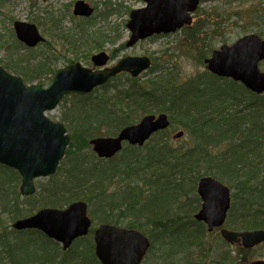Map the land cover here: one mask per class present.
I'll return each mask as SVG.
<instances>
[{
    "label": "trees",
    "instance_id": "1",
    "mask_svg": "<svg viewBox=\"0 0 264 264\" xmlns=\"http://www.w3.org/2000/svg\"><path fill=\"white\" fill-rule=\"evenodd\" d=\"M237 1L243 2L245 0ZM247 1H253L251 4L253 22L263 20L260 23L264 26V0ZM4 6L5 0H0V9H3ZM70 30L64 35L56 37V39L67 44V47L75 51V56L78 55L76 52L78 48H86L80 54L87 56L89 51L102 50L103 43L108 42V39L103 40L106 36H103L100 32L96 34H100L102 37L93 38L90 36L92 42H97L96 45L88 44L85 37L80 40L79 35L86 36L88 34L83 24L79 26V29ZM88 31L90 32V29ZM110 42L115 43L112 40ZM20 46V49H27L24 45ZM53 63H55L53 59L51 61H41L37 57L35 59L31 57L15 60L12 56L5 67L23 76L26 83H34L43 82L45 78L55 74V67L51 66ZM206 75L204 82L208 85L204 88L200 86V81L199 83L185 84L182 88H173L174 79L162 78L167 77L164 75L155 79L158 82L154 81L155 83L150 87L146 83L144 86L139 83L133 86L130 85L126 90L117 91L115 95L116 102L112 104V109L102 105L100 101L96 105L97 102H92L89 96L85 99L76 97L91 102L87 110L86 108L80 109L85 113V117L82 114V117L73 120L69 114L65 116L68 121L67 126L69 125L72 129L71 144L66 156V159L70 158L71 160V165L67 169L69 171L66 170L67 176L65 178L67 180L64 178L56 181V179H53L54 176L51 177V184L48 187L41 186L42 192H44V195L40 198L43 204L41 206L63 209L69 203L84 200L90 206V213L98 226L109 224L139 231L141 224L133 221L126 222L125 219L128 217L137 219L139 214L135 213L153 211V209H145L148 202L146 200L150 194H144L143 186L161 184L167 187L170 200L177 195L179 197L184 196L182 190H186L183 188L184 183L189 185L187 181L196 184L200 178L211 176L229 186L233 193V208L229 213L228 228L230 227L235 231L264 229V212L256 211L257 208L264 209V180L260 177L261 174H264V95L257 96L240 84L217 78L208 73ZM220 81L227 83L226 92H228L222 104L220 103L217 107H204L200 110L197 107L198 103H191L192 98L201 96V92L205 91L207 86H215L213 83ZM216 87L218 88V85ZM232 87L236 91L231 92ZM195 94H198V96H195ZM166 102L173 108L172 112L176 113L174 117L171 116L172 120L177 121V123L180 121L190 129L194 146L184 151L173 149L168 142V137L163 136L167 131L161 132L155 136H162L161 139H158L155 144L151 143L146 148L126 145L122 153L107 163L98 160L99 164L97 165L94 159L90 160L94 163L95 167L93 168H96L92 174L84 171L77 175L72 174V170L76 168L75 161L86 165L87 163H84L83 158L88 156L92 158L90 154L83 155V150L85 147L89 148L88 139L98 136V132L102 127L105 126L109 130L120 131L122 128L134 125L135 121L140 120V117L134 116L137 111H145L149 114L151 111L147 108L163 106L159 110L163 112ZM147 103H152V106L147 105ZM74 108L75 106L70 108L69 111L72 112ZM212 111L217 112V116L212 117L207 114V112ZM223 144H228V150L218 156L214 154L213 148L220 147ZM62 163L65 164L64 161ZM6 170L15 173L17 179L16 176L13 178L6 177L3 172ZM19 179V175L15 171L0 166V264H100L95 255L94 242L89 238L94 234L93 231L88 237L76 241L68 251H64L61 246L38 231L19 233L20 236L37 234L39 238L50 241L52 247L48 249L45 246L37 249L36 255L30 253L31 250L27 249L24 244L19 245L17 241L22 239L19 235L14 243H8L7 232L3 228L1 216L9 214L13 219H18L32 215L20 210L23 206L21 203L23 199L18 192V185H16V181H19ZM69 180L71 182H68ZM165 180L169 184H166ZM74 181L76 184H73ZM118 182L122 188L112 190L111 187ZM11 189L13 190L11 191ZM188 191L190 193V190H187V193ZM177 192L178 194L175 195ZM133 193L134 197H132ZM34 197H28L24 200L29 203ZM41 206L39 205L37 209ZM241 209L243 211H240ZM239 212L242 213L237 218L236 214ZM124 214L129 216L125 217ZM167 214H169L168 210L152 213L155 218H161L165 222L162 226L166 238L163 248L172 251L174 246H179L175 255H186L188 257L192 247L186 242L193 235L203 236L206 229L204 225L194 223L193 227L188 224L185 227H175L176 232H173L170 226L166 225ZM180 218L174 216L171 222L178 223ZM12 233L18 234L14 230ZM152 239H154L153 236ZM171 239L177 244H173ZM153 241L150 254L153 252V246L157 240ZM183 243H185V246ZM180 245L184 247L181 248ZM22 256H27V258L21 259ZM149 260L150 255L146 258L144 264H148ZM189 260L190 258H188V262Z\"/></svg>",
    "mask_w": 264,
    "mask_h": 264
},
{
    "label": "rangeland",
    "instance_id": "2",
    "mask_svg": "<svg viewBox=\"0 0 264 264\" xmlns=\"http://www.w3.org/2000/svg\"><path fill=\"white\" fill-rule=\"evenodd\" d=\"M78 1H85L95 9V14L91 19H86L84 22L81 18L74 16V5ZM252 2L247 0L243 2H239L237 0H202L201 6L194 15L195 21L192 27H186L183 30L171 35L155 36L140 42L134 47L127 48L126 43L131 37L130 30L127 28V24L130 20V14L133 10L140 9L145 6L143 0H5L4 8L0 9V65L6 69L7 72L14 76L20 77L23 79V81V76L18 75L5 67V64L10 62L12 56L15 60L31 57L33 59L37 57V59L41 61H51L53 59L55 60V63H53V65L51 64V66L55 67V70L57 71L71 65V62L80 63L83 67L95 69L91 58L100 51L92 50L87 53V56L84 54L81 55V51L86 49L81 47L77 49L76 52L78 55L75 56V51L70 49V47H67V44L56 39V37L67 33L69 29H79V26L83 24L88 34L86 36L79 35L78 38L80 40L82 37H85V41L88 44H91L92 46L96 45L97 42H92L90 36L93 38L102 37L100 34H96L98 32H100L103 36H106L103 38V40L108 39V42L103 43L104 46L102 51L107 52L111 58L114 57L110 66L115 65L118 61L125 57L145 56L149 57L153 62L152 68L136 79L138 81L133 82L129 75L124 74L119 78L112 80L106 86L96 89L91 95H89L92 102H97L96 105H98V102L100 101L102 105H106L109 107V109H112V104L116 102L115 95L118 90H126L130 85L133 86L137 83L143 86L146 83L147 86L150 87L153 83H155L154 81L158 82V80L155 79L162 75L167 76L162 78L174 79L172 86L173 88H182V86L185 84L195 82L199 83V81L201 82L200 86L204 88L206 85H208L204 81L207 76L206 74L209 72L204 61L205 59L211 57L214 50H218L225 45L231 46L239 39L247 35L256 34L264 39V26H262L263 24L260 23L261 21L263 22V20H256L257 22L254 23L252 20L253 17H251ZM18 22L35 25L38 28L41 36L45 39V42L32 51H28L27 49L23 50V48L20 49V45L22 44L18 41L14 28L15 24ZM88 29H90V32ZM110 40L115 43L112 44ZM68 50H70V52ZM261 69L264 71V63L261 64ZM50 77L51 76H48L44 79V81L48 80ZM36 83L42 82H25L27 85ZM213 84L215 86H207L206 90L201 92V96L193 97L191 103H198L197 107L200 110L204 107H217L220 103L222 104L225 101L226 95L228 93L226 92L227 83L220 81L214 82ZM216 85H218V88ZM233 90L236 91V89L233 88L231 92H233ZM231 92H229V94H231ZM195 96H198V94H195ZM76 97L77 96L66 98V100H63L54 111L47 114L48 118L51 120L60 122L66 126L67 135L70 138L72 135V129L69 125L67 126L68 121L65 116L69 114L73 120L74 118L82 117V114L85 117V113L80 109L86 108L87 110L91 102L90 100H83L86 97H80L83 99ZM147 105L152 106V103H147ZM73 106H75V108L72 110V112H70L69 110ZM162 108L163 106L147 108V110L151 111L149 114L145 113V111L139 110L134 116L140 117L141 120L146 115L157 116L161 113L167 114L171 120V127L165 134H163V136L168 137L167 139L170 146L173 149H177L179 151H184L185 149H189L191 146H194V139L192 138L190 134L191 131L186 126V124L183 125L180 121L177 123V121L174 120V122L172 120L171 116L173 115L174 117L176 113L172 112L173 108L170 107V104L166 102L164 106L165 109H163V112H160L159 110ZM175 110L177 111L178 109L176 108ZM207 114L212 117L217 116V112L214 111L207 112ZM140 120L135 121V124L139 123ZM118 132L119 130H109L104 126L98 132V136L88 139L89 148L85 147L84 150L82 149L84 151L83 155L90 154L92 158L90 156L83 158L84 163H87L86 165L79 161H75L76 168L72 170V174L77 175L80 174L81 171L87 172L88 174L95 172L96 168H93L95 167L94 163H92L90 160L94 159L98 165V160L101 159H99L92 151L90 141L95 138H114L118 135ZM179 132H184V136L180 139H176L175 136ZM161 137L162 136L153 137L142 148L148 147L151 143L155 144L158 139H161ZM70 144L67 148V151L70 147ZM213 149L212 150L214 154L218 156L219 154L228 150V144H223L220 147L216 146ZM66 156L65 159H63L66 165L61 163L57 173L54 175L55 178L53 179H56V181L64 179L65 176H67L66 170L69 169L71 160L70 158L66 159ZM101 161L102 163H107L109 160L105 159ZM63 168L64 170L62 171ZM60 169L61 171H59ZM3 172L6 177L13 178L16 176L15 173L9 170ZM260 177L264 180V174H261ZM65 179L67 180V178ZM199 180L196 184H193L191 181H187L189 185L183 182V188L186 189L182 190V194L184 196L179 197L177 192L175 194L177 196L170 200L168 197L169 195L167 192V187L161 184L143 186L144 194H150L146 200L149 203H146L145 209H153V211H142L140 213H135L140 215H138L137 219L134 217H128L129 215L127 214L129 213L124 214L126 215L125 217H128L125 219L126 222L133 221L134 223L141 224V231H139L149 238L151 242L152 240H157L154 243L153 252L149 254L150 260L148 264H184L188 262V258H190L188 264H251L254 261H264V244L250 249H244L242 246H232L223 241L219 230L209 233L206 229V233L203 236L197 234L189 238L186 243H188L192 249L190 250L188 257L186 255H175L176 250L179 249V246H174L172 251H169L168 249L165 250L163 248L166 238L162 226L165 222L161 218H155L152 213L166 212L168 210L171 217L179 216L181 218L179 219L178 223L175 221L170 222L166 220V225L185 227L188 224L189 226L193 227L194 216L198 213L202 206V200L197 192ZM165 181L166 184H169L167 180ZM68 182L71 181L69 180ZM35 184L37 187V194L35 197L33 196L34 198L30 200L29 203L24 200L28 197L22 196L23 200H21V203L23 206H21L20 209L22 212H28L27 214L30 213L32 215L46 208H54L41 206L43 204L40 201L41 196L44 195L41 186L48 187L51 184V177L40 178L35 181ZM73 184H76V182L74 181ZM16 185H18V192L20 193L19 188L21 185V179L16 181ZM120 187L122 188L121 184L118 182L111 188L112 190H120ZM12 190L13 189H11V191ZM187 190H190V193L189 191L187 193ZM132 197H134V193ZM70 204L72 203L67 204L63 209L68 207ZM39 205L41 208L39 207L37 209ZM88 207L89 216L94 222L93 229H95L98 227V223L94 221V217L90 213V206L88 205ZM240 211L243 210L241 209ZM256 211L264 212V209L260 210V208H257ZM240 213L242 212L236 214L237 218H239ZM25 218L27 217L23 216L18 219H13V217L9 214H3L1 216L3 228H5V231L7 232L6 235L8 237L9 244L14 243L19 233L22 232L18 231V234L12 233L14 230L13 224L16 221ZM167 218L170 217L168 216ZM178 224L180 225L177 226ZM226 227L228 228L227 225ZM249 231L251 232V230ZM152 236L154 239H152ZM20 238L19 239L21 241H17L19 245L24 244V246H27V249L29 248V250H31L30 253H33V255H36L37 249L45 246L48 249L52 247L50 241L39 238L37 234H25L20 236ZM89 238H91L94 242L93 235ZM171 242L173 244H177V242L172 239ZM184 244L185 243H183V245ZM183 245H180V247L183 248L185 246ZM23 258H27V256H22L21 259Z\"/></svg>",
    "mask_w": 264,
    "mask_h": 264
},
{
    "label": "water",
    "instance_id": "3",
    "mask_svg": "<svg viewBox=\"0 0 264 264\" xmlns=\"http://www.w3.org/2000/svg\"><path fill=\"white\" fill-rule=\"evenodd\" d=\"M147 6L132 11L127 25L132 35L128 47L154 35L170 34L191 26V14L199 0H144ZM94 9L78 1L74 15L90 18ZM17 39L28 48H36L45 39L35 25L16 23ZM109 56L102 52L92 58L100 70L84 68L80 63L60 70L45 83L27 87L23 80L10 75L0 66V165L18 171L21 175L20 193L25 197L37 192L35 181L56 174L70 144V137L62 123L48 119L46 112L53 111L70 95L85 96L104 86L122 73L133 78L152 67L147 57H126L114 67H106ZM264 40L253 35L239 40L232 47L224 46L207 59V70L219 78L241 83L255 94H264ZM167 114L145 116L138 124L122 129L114 138H95L90 141L100 159H111L120 153L124 143L142 147L153 135L170 127ZM184 132L176 134L180 139ZM198 195L203 204L195 216L208 226V231L226 223L231 208L229 187L213 177H203L198 183ZM93 223L85 202L78 201L67 209L46 208L33 216L18 220L17 231L36 230L55 241L67 251L79 238L89 235ZM224 240L250 249L264 243V230L235 232L221 231ZM95 254L101 264H142L150 248L149 240L141 233L105 224L94 233ZM251 264H264L255 261Z\"/></svg>",
    "mask_w": 264,
    "mask_h": 264
},
{
    "label": "bare ground",
    "instance_id": "4",
    "mask_svg": "<svg viewBox=\"0 0 264 264\" xmlns=\"http://www.w3.org/2000/svg\"><path fill=\"white\" fill-rule=\"evenodd\" d=\"M70 49H71V48H70ZM68 51L70 52V50H68ZM71 52H72V50H71ZM64 59H65V58H64ZM69 63H70V62H69ZM59 71H60V70H58V71L55 70V74H57ZM46 81H47V80H46ZM46 81H44V83H45ZM232 206H233V202H232ZM201 209H202V206H201V208H200V211H201ZM168 216H169L170 218H167ZM167 217H166V218H167L166 220L171 222V221H172V217H171V215L167 214ZM170 219H171V220H170ZM168 223H169V222H168ZM169 226H170V229H172L173 232H176V228H175L174 226H171V225H169ZM184 264H187V263H184Z\"/></svg>",
    "mask_w": 264,
    "mask_h": 264
},
{
    "label": "flooded vegetation",
    "instance_id": "5",
    "mask_svg": "<svg viewBox=\"0 0 264 264\" xmlns=\"http://www.w3.org/2000/svg\"><path fill=\"white\" fill-rule=\"evenodd\" d=\"M200 2L202 1V0H199ZM194 17V16H193ZM195 21V20H194ZM139 44V43H138Z\"/></svg>",
    "mask_w": 264,
    "mask_h": 264
}]
</instances>
